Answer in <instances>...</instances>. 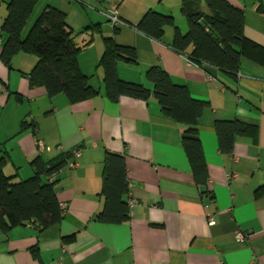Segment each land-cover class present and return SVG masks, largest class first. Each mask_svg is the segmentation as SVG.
Instances as JSON below:
<instances>
[{
    "label": "crops",
    "instance_id": "obj_1",
    "mask_svg": "<svg viewBox=\"0 0 264 264\" xmlns=\"http://www.w3.org/2000/svg\"><path fill=\"white\" fill-rule=\"evenodd\" d=\"M10 1L0 0V52ZM226 1L243 12V36L256 47L260 60L243 57L236 73L191 63L186 53L172 47L171 27L160 40L135 29L151 9L172 16L179 31L186 33L181 0L44 4L38 15L46 7L63 11L75 34L98 25L78 38L91 40L80 52L78 65L83 74L93 76L99 94L76 103L63 94L49 98L42 86L29 83L35 57L15 55L11 68L0 61L4 175L23 181L33 176L34 159L56 161L81 150L78 167H63L52 178L57 200L66 206L63 219L41 232L31 224L0 230V264H264V13L256 11L258 0ZM114 8L122 25L112 26L106 17ZM103 38L135 49L136 64L118 63L120 79L151 90L145 72L158 66L193 99L205 102L196 127L206 164L204 185L196 183L183 146L185 126L163 116L154 97H121L117 102L105 97L98 65ZM232 120L250 128L236 136L230 154H223L215 123ZM36 140L47 150L39 151ZM107 154L123 157L128 197L136 202L129 219L120 224L95 220L104 204ZM236 230L247 232V240L235 242Z\"/></svg>",
    "mask_w": 264,
    "mask_h": 264
},
{
    "label": "trees",
    "instance_id": "obj_2",
    "mask_svg": "<svg viewBox=\"0 0 264 264\" xmlns=\"http://www.w3.org/2000/svg\"><path fill=\"white\" fill-rule=\"evenodd\" d=\"M39 1L11 0L7 4V14L1 26L4 39L0 61L11 68L15 55L36 57V63L28 74L29 83L42 86L49 98L63 94L70 103H76L98 95L99 89L94 86L93 76L83 74L78 65L80 52L91 43L90 39L79 41L78 38L98 25L75 34L68 28L63 11L46 7L25 35L23 30ZM256 11L264 13V0H258ZM181 13L188 25L184 34L179 31L172 16L151 9L143 14L135 29L151 39L160 40L166 28L171 27V45L177 52L186 53L191 63L210 65L221 71L236 73L241 59L246 56L260 61L257 58L259 54L253 50L256 47L243 36V12L226 0H181ZM113 31L117 33V30ZM97 32L100 33V29ZM103 42L104 50L98 65L103 70L105 97L110 102H117L121 97L144 101L150 96L154 97L163 116L185 126L183 146L196 183L204 185L207 180L206 164L196 127L205 102L193 99L185 86L174 84L158 66L150 67L145 72L146 79L153 85L151 90L140 83L120 79L117 65L121 62L136 64L135 49L119 45L113 38H103ZM261 63L264 64V61ZM249 128L237 120L217 121L215 130L221 153L230 154L236 136L247 133ZM70 158V153L56 161L46 162L36 158L30 164L33 176L19 182H13L12 177L4 175L5 159L0 158L1 231L31 224L41 232L63 219L56 196L57 182L52 178L67 166ZM101 195L104 204L95 216L96 221L120 224L129 219L123 157L116 154L105 157Z\"/></svg>",
    "mask_w": 264,
    "mask_h": 264
},
{
    "label": "built area",
    "instance_id": "obj_3",
    "mask_svg": "<svg viewBox=\"0 0 264 264\" xmlns=\"http://www.w3.org/2000/svg\"><path fill=\"white\" fill-rule=\"evenodd\" d=\"M107 19L109 20V22L112 24V26H116V25H122L123 23L121 22V20L118 17V13L116 9H111L108 14L106 15ZM35 145L37 147V149L39 151H43V150H47V148L42 144V142L36 140L35 141ZM71 158L72 160H69L67 163V168L68 169H74L76 167H78V162L77 159H79L81 157V150L80 149H75L72 150L70 152ZM128 204V208L129 210H131V208L136 204V202L129 198L127 201ZM65 204L64 203H59V208L62 210V212L65 210ZM214 221L210 218L209 219V225H213ZM249 237L247 232H243L241 230H236L233 233V240L235 242H244L245 240H247V238ZM256 264V263H253Z\"/></svg>",
    "mask_w": 264,
    "mask_h": 264
},
{
    "label": "rangeland",
    "instance_id": "obj_4",
    "mask_svg": "<svg viewBox=\"0 0 264 264\" xmlns=\"http://www.w3.org/2000/svg\"><path fill=\"white\" fill-rule=\"evenodd\" d=\"M48 0H40L37 5L35 6L34 8V11L32 13V15L30 16V18L28 19L27 23H26V26L23 30V34L26 35V33L29 31L30 27L33 25L35 19L38 17V12L43 8L44 4L47 2ZM76 4V7L79 9H83V7L78 4V3H75ZM58 5H61L64 7V2H60V4ZM86 9V8H85ZM115 9V8H114ZM88 10L87 12L89 13V9H86ZM106 24V23H105ZM28 56H31L30 58H34L33 55H28ZM36 58V57H35Z\"/></svg>",
    "mask_w": 264,
    "mask_h": 264
}]
</instances>
